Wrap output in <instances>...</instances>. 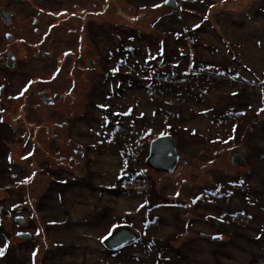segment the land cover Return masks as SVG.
Masks as SVG:
<instances>
[{
  "label": "rangeland",
  "instance_id": "1",
  "mask_svg": "<svg viewBox=\"0 0 264 264\" xmlns=\"http://www.w3.org/2000/svg\"><path fill=\"white\" fill-rule=\"evenodd\" d=\"M177 2L173 8L169 0H31L22 6L0 0V11L8 8L17 14L9 33L12 40L5 34L11 27L0 19V55L16 54L14 75L4 77L10 92L22 99L13 108L9 103L6 123L20 129L18 136L28 125L36 126L38 144L42 141L34 158L33 151L22 149L25 139L16 141L11 134L18 144L11 143L7 154L0 142L4 168H9L13 152L15 161L25 160L19 162L25 170L23 181L11 172L0 176V207H10L18 218L24 214L30 221L22 231L28 230L31 238L23 241L9 219L0 223L10 232L6 237L0 233V249L17 247L15 263L112 264L100 241L111 226L125 221L122 224L135 228L140 239L117 251L121 259L115 264H264V237L257 240L255 235V229L264 228V0ZM36 11L43 14L41 33L65 20L48 38L47 43L58 47L46 58L35 55L39 36L31 27ZM76 17L87 21L82 34ZM131 28L144 38L131 41L124 35ZM67 30L78 31L85 42L82 36L78 42L76 36L68 38ZM132 43L142 51L133 55L128 50ZM42 49L48 51L44 45ZM129 70V87L124 84L127 89L116 99L119 76ZM157 72L174 73V83L160 79ZM54 94H59L57 105L40 102L54 99ZM147 129L169 134L174 141L180 157L175 172L160 175L133 157L136 134ZM116 130L129 134L124 138ZM70 138L74 140L69 143ZM52 139L51 148L44 150ZM245 148L247 159L236 165L233 153ZM146 155L142 150V160ZM52 165L54 171L61 168L67 178H82L89 185L69 188L61 202L48 196L53 177L46 171H53ZM137 170L139 178L153 185L157 198L145 199L137 191L123 190L119 197L93 191L92 186L119 191L122 176L131 174L130 180ZM219 183L230 197L227 202L206 194ZM173 195L177 199L171 204L179 202L178 209L165 205ZM246 195L256 199L253 206L246 203ZM214 200L220 203L215 209L229 212L232 221L223 242L206 223ZM14 205L23 210L14 211ZM146 216L159 219L157 224L152 221L157 226L148 228ZM205 235L220 242L216 245Z\"/></svg>",
  "mask_w": 264,
  "mask_h": 264
},
{
  "label": "flooded vegetation",
  "instance_id": "2",
  "mask_svg": "<svg viewBox=\"0 0 264 264\" xmlns=\"http://www.w3.org/2000/svg\"><path fill=\"white\" fill-rule=\"evenodd\" d=\"M28 1L30 2L31 0H28ZM28 1L27 0L26 1L13 0V2H15V3H17V4L21 5V6L24 5V4H26ZM177 6L178 5H176V7ZM4 10H5V12L8 13L10 20L4 22L1 18L0 19L2 20V23L4 24V26H8L9 28L11 27L10 28V32H7L5 34H6V36H9V38L12 40V39H14V37L13 36H10L9 33H11V31H13L12 30V27H13V23H14V20H15L17 14H14V12H12L11 10H9L8 8L7 9L5 8ZM41 16H43V14H41L40 11H36V16H34L36 18L32 21V27L31 28H32L33 34L34 33L37 34L36 37L39 36L38 37V42L35 44L36 45L35 48H37L35 55L37 57V54H41V57L43 56L44 58H46L47 56H49V55L52 54V50H54L55 47H58V46H53L52 47L49 43H47L48 38L50 36H52L55 32H57L58 28H60V26H62L65 23V20H57L56 23H51V26L50 25H47L46 26V29L44 30V32L41 33V30L38 27V25L41 23V21L39 19ZM76 19H77V22L81 23L80 24L79 31L82 34V31L84 33L87 30V26H86L87 21L82 22L77 17H76ZM84 25H85V28L82 29ZM77 32L78 31H75V30H67V34H68L67 36H68V38L71 37V36H76V42H78L82 38H83V41H84L85 40L84 37L82 35L78 34ZM73 33H76V34L74 35ZM80 36H82V38ZM119 39H121V38H119ZM25 40L26 39H24V38H19L17 41L18 42L19 41L24 42ZM64 41H65L64 39L60 41V46H63V44H64L63 42ZM49 42L50 43H53L54 41H53V39H50ZM73 43H74V41L71 44H73ZM43 45L47 47L48 51H44L42 49ZM9 52L10 51H8V53L6 55V58L3 57L2 55H0V60H2V62L4 61L3 64H0V124H2L3 126H5V127L8 128V129L2 131V128L0 127V142H2L4 144L3 146L6 147V154H7L8 153L7 147H10L11 143L14 144V145L18 144V143H13L14 138H11L10 137L11 134L17 136V138L15 139L16 141H19L20 142L21 140L25 139L24 140V143L22 144V149L23 148L24 149L28 148L29 150L33 151L34 153L32 152L33 155L31 154V156L34 158V157H36V155H37L36 152L38 150L39 145H41V142H42L40 140L41 142L39 141V144H38V141H37V137H38L37 127L36 126H32V125L31 126L28 125L25 129H23V131H22V132H24L23 135H19L18 136V134L21 133L19 131L20 129H17V128L11 126L10 123H9V125H7V123H6V121H7L6 119L8 117L7 116L8 108H9L8 106L10 104H13L12 105V108H13L15 106V103L17 104V102H19V101L22 100L20 96L19 97H16V96H14L10 92V90H9V84L7 83V81H6L5 77H4V74L9 75V76H10V74H13L14 75V73H15L14 70H16V68H17V58H16V54H14L13 52H10V53L13 54V58H12V60H9L8 59V56L10 54ZM63 52H65V51H63ZM3 80H5L6 82H4ZM119 84H120V82H119ZM118 86H117V90H118ZM20 90H21V93L24 95V98H25L27 93L24 92L23 89H21V88H20ZM56 96H59V94H54V96H53L54 99H52L53 100V105L52 106H55V105L58 104V103L56 104V102H55V101H57V99L55 98ZM118 96L119 95L116 96V99H119L120 98ZM39 97H41V96L39 95ZM25 99H27V98H25ZM45 99H48V98H45ZM40 102L42 104H44L43 101H41V98H40ZM19 105H20V111H22L23 108L25 107V103L22 102ZM49 106H51V105H49ZM62 131L65 132V130H62ZM65 137L67 138V136H65ZM65 137H61L59 139H65ZM73 140L74 139L70 138L68 140V142L70 143ZM32 143H34V144L32 145ZM52 144H53V139L50 141V144H47L45 142L43 149L44 150L45 149L47 150V149L51 148L50 145H52ZM78 148H80V147H78ZM10 152H12V150H10ZM11 155H13V156L12 157L9 156L10 159H9V161L7 163L8 166H9V168H10V171H9V168H4L2 166V164H0V176H8L9 177V174L11 172L13 174V178L15 177L17 180L19 179V180L23 181L22 178L25 176V170L21 166L20 163H24L25 160H20V161L17 162L14 159V152ZM77 155L80 158H82L84 156V153L83 152H77ZM244 155L246 156L245 153H244ZM3 159H4V157H1L0 158V163H2V160ZM63 159L64 158H61L60 161H63ZM68 161L76 163L78 161V159L69 158ZM31 163L33 164L35 162H31ZM71 165H74V164H71ZM55 166L54 165L51 166L53 168L52 170H54V167ZM177 167H178V165H177ZM177 167H176V169H177ZM56 169H57V167H56ZM175 170H174V172H175ZM20 177H22V178H20ZM8 186H10V185H8ZM263 187H264V185H263ZM16 195L18 196V193H16ZM176 199H177V197L175 195H173V198L171 199L172 201H170L169 199H167L169 202H168V204H165V205H168L169 207H173L174 209H178L179 208V205H180L179 202L177 203L179 205H172L171 204ZM216 200L222 201L221 198H219V197H216ZM216 200H214L215 201L214 203L212 202V205H213V213H212L211 216L208 217V219L206 220V223H207L208 226H211L215 230V233L218 236L216 238H219L220 237L221 242H223L224 237H225V233L227 232V228L230 227L229 225L231 224L232 221L227 219V217H228L227 215H230L229 212H225L224 210H220L219 211V210H216L215 209L217 207V204H220V203L216 202ZM245 200H246V203H251V204H248L249 206H253V203L252 202H254V200L256 201V199H254L253 197L252 198L251 197L249 198L248 195L245 196ZM223 206H224V208L227 207V205H223ZM13 207H14L13 210L16 211V212H19V213L23 210V207H20V205H14ZM263 207H264V204L261 206V208H263ZM262 210L263 211H261V212H264V209H262ZM2 211H4V214L3 215H1V212ZM11 211H12V209H10V207H8V208H6L5 206L4 207H0V220L2 219V222L0 221V223H3L4 218L5 219H9L10 222H8V223L9 224H12L14 229L17 228L19 230V232L18 231L17 232H14L15 235H17V236L19 234H21V233L24 234V232L25 233L28 232V230L22 231V229H27L29 227L30 221H27V219L24 216V214H20L21 216H19V217L20 218H23L24 220H23V223H19L16 220V219H19V218L17 217V215H14ZM249 214L247 213L246 215L249 216ZM225 226H226V231L224 232ZM0 233H2V234H10V232H8V231H6L4 229V225H0ZM212 236L213 235H205V238L208 237V239H210V242L215 243L217 245L220 242L219 241L220 239H215V241H213V240L211 241ZM256 237H257V235H256ZM245 239H247V241H249L248 237H246ZM27 243H29V242H27ZM101 245L103 246V242H101ZM9 248L11 250H13L14 252H15V250H17V247L9 246ZM2 251H4V248H3ZM2 255H4V256L6 255V247H5V252L4 253L2 252Z\"/></svg>",
  "mask_w": 264,
  "mask_h": 264
},
{
  "label": "trees",
  "instance_id": "3",
  "mask_svg": "<svg viewBox=\"0 0 264 264\" xmlns=\"http://www.w3.org/2000/svg\"><path fill=\"white\" fill-rule=\"evenodd\" d=\"M177 1V0H176ZM146 3H148V1H145ZM262 10H264V9H262ZM174 17H175V15H174ZM170 29H171V31L173 32L174 31V27H169ZM124 35H126V37H128L131 41L132 40H134V39H136V37L139 39V40H142L144 37H142V36H144L143 35V33L142 32H138V30H137V28H131V29H129V30H124ZM171 38H173V36H171ZM174 39V38H173ZM153 40V39H152ZM121 42H122V39H121ZM138 43H140V42H138ZM142 43V42H141ZM175 43H176V45H178L179 44V42H177V41H175ZM120 46V45H119ZM134 46H136V47H138V48H136V47H134ZM125 48V47H124ZM124 48H120V50L122 51ZM128 50H130L131 51V53L133 54V55H136V53H137V51H139V52H141L142 50H141V48H140V46L138 45L137 46V44L136 43H132V45H130V48H128ZM128 50L126 51V52H128ZM136 57V56H135ZM159 57V56H158ZM116 68L118 69V70H122V68L120 67V66H116ZM13 73V72H12ZM130 73L132 74L133 72H132V70H129L128 71V73L127 74H120V76H119V82H120V84H119V96L118 97H122V93L124 92V90H122V89H127L128 87H129V83H127L126 82V80H129V78H128V75H130ZM157 73H159V72H157ZM153 74L154 73H151V77L153 78ZM138 75H140V74H138ZM175 74L174 73H171V74H158L157 75V77H159L160 79H164V78H166V77H168V79H167V81L166 82H169V81H172L173 83H174V81H175ZM171 78V79H170ZM158 83H164V82H162V81H157ZM124 84H126V86H127V88H125L124 87ZM131 85H133V84H131ZM112 123H110V126L111 127H113L114 125H111ZM0 127L2 128V131L3 130H6V129H8L7 127H5V126H3L2 124H0ZM116 132L117 133H119L118 132V130H116ZM121 133H124V134H122L123 136H124V138L126 137V133L127 134H129V132H121ZM121 133H119V134H121ZM133 133V132H132ZM136 134V133H135ZM138 134H140V136L138 135ZM163 134H165V133H163ZM163 134H158V135H156V134H153L152 133V131H148V129L147 130H144V131H142V132H140V133H137L136 135H137V138H136V141H137V145L136 146H134L130 151L131 152H133V156L135 157V156H137V158H138V163L139 164H142V166L143 165H145L144 164V160H142V157H140V154H141V152H142V150L144 151V152H147V148H146V145L148 144V143H150V141L152 140V139H154L155 137H157V136H160V135H163ZM122 135H121V137H122ZM121 139V138H120ZM34 143H32V145H33ZM146 166V165H145ZM144 169H148V167L146 166V168H144ZM59 170V171H58ZM57 171L59 172H56V171H46L47 173H49V174H51V176L53 177V184H52V188H51V190H50V192L48 193V196L50 195V196H52V198L53 197H57V200L58 201H62L63 200V196L65 195L66 196V194H67V192H68V190H69V188H73L74 186H77V185H79V184H82V185H84V186H88L89 185V183H88V181H83L82 180V178H76V177H74V176H72L71 178H67V173H65L64 171H62V169L61 168H57ZM142 171V170H141ZM131 172V171H130ZM140 171H136L134 174V178L132 177V179H130V180H128L127 179V177H131V176H129V175H131V174H128V175H126V176H122V178H121V180H120V190L119 191H114V189L113 188H109V189H106L105 187H97L96 188V186H92V188H93V191L94 192H97L96 190H98V192H100V193H102V192H104V191H106V192H108V193H110V194H115V196H122V195H124V191H126L127 190V192H133L134 194H135V192L137 193V194H140L141 195V197H144V198H146L147 196H144L145 194L147 195H149V198H151V199H153V198H157V193L154 191V189H153V185L152 184H150L149 185V183H148V179H146V177H140L139 178V174H137V173H139ZM249 174H251V173H249ZM143 176V175H142ZM263 177H264V175H263ZM260 178H262V177H260ZM259 180V179H258ZM262 180H263V178H262ZM244 182H245V179L243 180V181H240L239 183H237V184H240V185H242V184H244ZM148 184V185H147ZM236 184V185H237ZM234 185V184H233ZM96 188V189H95ZM124 190V191H123ZM208 191V190H207ZM137 194H135V195H137ZM206 194H207V196H211V197H213V196H215V197H219V198H221V200L222 201H228L229 200V196L227 195V193H226V191L224 192L222 189H221V183H219L218 185H217V187H215V189L213 190V191H208V192H206ZM203 197V196H202ZM43 201L44 200H42V203H43ZM152 203V202H151ZM151 205V204H150ZM262 209H264V207L263 208H261V211H263ZM261 211H260V214H261ZM251 215L252 214H249V216L248 217H250L251 218ZM148 216V215H147ZM144 217L143 218V222H144V224H146L147 225V227L149 228L150 226L151 227H156L157 225H154L153 226V224H152V221H153V223L155 224H157L158 223V221H159V219L157 220V218H152V219H149L148 217ZM261 216V215H260ZM251 219H253V217L251 218ZM154 220L156 221V222H154ZM152 224V225H151ZM261 229V228H260ZM259 233V231L257 232V229H255V235L256 234H258ZM1 235V234H0ZM4 235V234H3ZM7 236V235H6ZM5 235H4V237H6ZM263 237H264V235L261 237L262 239H263ZM260 238V239H261ZM9 244H8V246H5L6 247V255L4 256H2V259L5 261V262H2V261H0V262H2V264H17V263H15L14 262V260H13V256H14V251L13 250H11L10 248H9ZM4 247V248H5ZM5 252V249H4V251H3V253ZM104 255L105 256H107L109 259H111L110 261L112 262V264L114 263H116V261L118 260V259H121L120 257H116V255H117V253H110V252H108V251H106V250H104Z\"/></svg>",
  "mask_w": 264,
  "mask_h": 264
},
{
  "label": "water",
  "instance_id": "4",
  "mask_svg": "<svg viewBox=\"0 0 264 264\" xmlns=\"http://www.w3.org/2000/svg\"><path fill=\"white\" fill-rule=\"evenodd\" d=\"M26 1V0H21ZM168 6L175 7L174 0H169ZM0 18L6 22L9 21V15L5 10L0 11ZM9 56L13 57L10 53ZM11 57V58H12ZM43 95V94H42ZM44 96V95H43ZM53 100L43 98V103L46 105H51ZM232 161L236 165H242L243 160L239 157L237 153L232 155ZM146 164L154 171L172 173L179 163V156L177 155L174 141L169 135L158 137L153 140L149 146V155L146 159ZM4 211L1 212V215ZM19 223H23V219L17 220ZM18 237L21 240H27L31 238L29 234H19ZM139 235L131 228L118 227L113 229L110 235L104 240L105 246L111 251H116L124 248L138 239Z\"/></svg>",
  "mask_w": 264,
  "mask_h": 264
},
{
  "label": "bare ground",
  "instance_id": "5",
  "mask_svg": "<svg viewBox=\"0 0 264 264\" xmlns=\"http://www.w3.org/2000/svg\"><path fill=\"white\" fill-rule=\"evenodd\" d=\"M244 153H246L245 149H243L241 152L237 153L239 155V157L243 160V162L245 161V159H247V157L244 155ZM257 172H259V171H257Z\"/></svg>",
  "mask_w": 264,
  "mask_h": 264
},
{
  "label": "snow or ice",
  "instance_id": "6",
  "mask_svg": "<svg viewBox=\"0 0 264 264\" xmlns=\"http://www.w3.org/2000/svg\"><path fill=\"white\" fill-rule=\"evenodd\" d=\"M157 7H159V5H157ZM197 27H199V25H197ZM262 111H264V109H262ZM0 254H2V250H0Z\"/></svg>",
  "mask_w": 264,
  "mask_h": 264
}]
</instances>
